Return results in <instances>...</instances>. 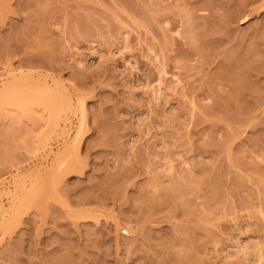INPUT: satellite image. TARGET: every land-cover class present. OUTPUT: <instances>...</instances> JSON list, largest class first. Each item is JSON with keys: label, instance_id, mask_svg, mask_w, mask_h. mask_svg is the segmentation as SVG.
Listing matches in <instances>:
<instances>
[{"label": "rangeland", "instance_id": "rangeland-1", "mask_svg": "<svg viewBox=\"0 0 264 264\" xmlns=\"http://www.w3.org/2000/svg\"><path fill=\"white\" fill-rule=\"evenodd\" d=\"M0 264H264V0H0Z\"/></svg>", "mask_w": 264, "mask_h": 264}, {"label": "bare ground", "instance_id": "bare-ground-1", "mask_svg": "<svg viewBox=\"0 0 264 264\" xmlns=\"http://www.w3.org/2000/svg\"><path fill=\"white\" fill-rule=\"evenodd\" d=\"M27 86H29V88H31L29 84L26 85V88H27ZM9 87H10V86H9ZM11 88H13V87L8 88V92L10 91L9 89H11ZM29 88H28V90H30ZM13 89H14V90H11V91H14V92H15L16 89H15V88H13ZM17 90H18V89H17ZM17 90H16V92H17ZM49 91H50V90H49ZM37 92H38V91H37ZM33 94H34V93H33ZM36 94H37V93H36ZM36 94H35V95H36ZM38 95H39V94H37L36 96L40 98L41 101H40V100H39V101H40L42 104L46 105V107H47V108L50 110V112L52 113V118H53V121H52V122H53V124H54V122L59 121L60 119L56 120V118H57V117H56V116H57V113L60 111V110L58 111V108H59V106H60V108L63 110V108H64V104H65V103H64L63 105H62V104H61V105H58V102H59V101H56L57 99L53 96L54 94L48 92V90L45 91V92L40 93L39 96H38ZM36 96H35V98H36ZM52 96H53L54 98H53ZM39 98H38V99H39ZM38 99H37V100H38ZM51 99H52V100H51ZM80 99H81V98H80ZM80 99H79V100H80ZM39 101H38V102H39ZM84 101H85V100H84ZM36 102H37V101H36ZM60 103H61V102H60ZM78 103H79V102H78ZM38 104H39V103H38ZM42 104H41V106H44V105H42ZM78 106L81 107L80 105H78ZM69 108H72L71 105H69ZM82 108H83V112H82ZM82 108H81V112L83 113V114H82V117H84V119L81 117V120L83 119L82 121L85 123V121H86V108H85V104H84V102L82 103ZM50 112H49V114H50ZM64 112H65V111H64ZM47 113H48V112H47ZM62 117H63V115H62ZM49 118H50V117H49ZM61 119H62V118H61ZM55 120H56V121H55ZM82 121H81L80 123H82ZM52 122H51V124H52ZM48 124H49V122H48ZM86 124H87V123H86ZM58 125H59V123H58ZM83 125H84V124H83ZM59 126H60V125H59ZM81 127H83L82 124H81V126H80V130L83 129V128H81ZM48 128H50V127H48ZM54 128H55V127H54ZM50 129H53V128L51 127ZM55 131H56V130H55ZM82 131H83V130H82ZM82 131H81V132H82ZM79 133H80V132L77 133V136H78ZM80 135H81V133H80ZM80 135H79V137H80ZM77 138H78V137H76V139H77ZM73 140H74V139H73ZM45 145H46V144H45ZM70 153H71V152H70ZM58 154H59V153H58ZM59 163H60V162H59ZM3 211H4V210H2V212H3Z\"/></svg>", "mask_w": 264, "mask_h": 264}]
</instances>
